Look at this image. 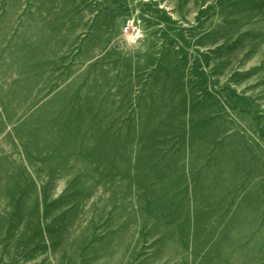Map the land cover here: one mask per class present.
Listing matches in <instances>:
<instances>
[{
	"label": "rangeland",
	"instance_id": "374dc122",
	"mask_svg": "<svg viewBox=\"0 0 264 264\" xmlns=\"http://www.w3.org/2000/svg\"><path fill=\"white\" fill-rule=\"evenodd\" d=\"M0 264H264V0H0Z\"/></svg>",
	"mask_w": 264,
	"mask_h": 264
}]
</instances>
